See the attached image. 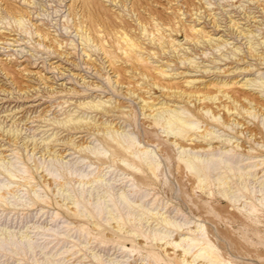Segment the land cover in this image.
<instances>
[{
	"label": "rangeland",
	"instance_id": "1",
	"mask_svg": "<svg viewBox=\"0 0 264 264\" xmlns=\"http://www.w3.org/2000/svg\"><path fill=\"white\" fill-rule=\"evenodd\" d=\"M82 1L0 0V264H264V0Z\"/></svg>",
	"mask_w": 264,
	"mask_h": 264
},
{
	"label": "bare ground",
	"instance_id": "2",
	"mask_svg": "<svg viewBox=\"0 0 264 264\" xmlns=\"http://www.w3.org/2000/svg\"><path fill=\"white\" fill-rule=\"evenodd\" d=\"M96 0H94L95 2ZM100 1V0H99ZM111 1V0H110ZM115 1V0H114ZM123 1V0H122ZM93 2V0H83L82 1V4L83 6L88 9L86 10H89L90 7L93 8V6L95 5V3ZM97 2V1H96ZM102 2V1H101ZM134 2V1H133ZM100 3V2H99ZM131 3V2H130ZM152 3V2H151ZM97 4V3H96ZM118 4V3H117ZM124 4V3H123ZM138 4V3H137ZM100 5V4H99ZM98 5V7H99ZM112 5V4H111ZM25 6V5H24ZM82 6V7H83ZM141 6V5H140ZM84 7H83V10H84ZM138 7V6H137ZM70 8V7H69ZM96 8V7H95ZM94 8V10H95ZM100 8V7H99ZM107 8V7H106ZM125 8V7H124ZM130 8V7H129ZM153 8V7H152ZM169 8V7H168ZM138 9V8H137ZM82 10V9H81ZM82 10V11H83ZM75 11H76V8H75ZM129 11V10H128ZM84 12V11H83ZM91 12V11H90ZM103 13V12H102ZM135 13V12H134ZM70 14V13H69ZM94 14V13H93ZM93 14H89L91 16V18L89 19L90 20V23L91 25H89V27L91 26H95V19H94V15ZM97 14V13H96ZM132 14V13H131ZM172 14V13H171ZM82 15V13H81ZM104 15V14H103ZM148 15V14H147ZM23 16V15H22ZM108 16V15H107ZM82 17V16H81ZM104 17V16H103ZM136 17V16H135ZM143 17V16H142ZM141 17V18H142ZM169 17V16H168ZM99 18V16H98ZM109 18V17H108ZM133 18V17H132ZM140 18V19H141ZM144 18V17H143ZM21 19V18H20ZM100 19V18H99ZM113 20V19H112ZM115 20V19H114ZM152 20H155L154 18H152ZM169 20V18L167 19ZM104 21V20H103ZM126 21V20H125ZM128 21V20H127ZM138 21V20H137ZM122 22V21H121ZM138 30L139 31H142V37L141 38H146L147 40H150V41H153L156 40L155 37H152L151 39H149V32L148 30L146 29L145 25L142 24V22L138 21ZM156 22V21H155ZM100 23V22H99ZM105 23V22H104ZM219 23V22H218ZM171 24V23H170ZM97 25V24H96ZM107 28H112V29H120L119 31H116L115 34L119 33L117 36V40H121L124 44V47L121 46V50L124 52V54L126 55H129V54H134L136 55L137 53H139L138 55H140V51H141V46H140V41L139 37H136V36H131V34L129 35L127 33V27L124 25V26H121L120 24H118L117 22H114V21H110V23H107ZM158 25H160V23H156L155 26L158 27ZM98 26V25H97ZM171 26V25H170ZM78 27V26H77ZM86 27V26H85ZM103 27V26H102ZM101 27V28H102ZM106 27V26H105ZM83 28V27H82ZM105 28V29H107ZM172 28V27H171ZM182 28V27H181ZM92 29V27H91ZM97 29V28H96ZM79 30V28H78ZM192 31H195V33H199V31L197 30H194V27L191 28ZM34 31V30H33ZM87 31V30H86ZM109 31V30H108ZM184 31V30H183ZM132 32V31H131ZM163 32V31H162ZM83 33V31H82ZM108 33V32H107ZM152 33V32H151ZM94 34V33H93ZM96 34V33H95ZM111 35V34H110ZM109 35V36H110ZM97 36V35H96ZM153 36V35H152ZM191 35L188 34V32H185V38H188L190 37ZM81 37L87 41V40H90V36L89 34H86L85 32L81 35ZM93 37V36H92ZM114 38V37H113ZM165 38V37H164ZM197 38V37H195ZM101 40V39H100ZM115 40V39H114ZM145 41V40H144ZM142 41V42H144ZM160 41V40H159ZM174 41V40H173ZM152 42V43H153ZM259 42V41H258ZM173 43V42H172ZM163 44H164V41L160 44L161 48L163 47ZM181 44V43H180ZM179 44V45H180ZM98 45V44H97ZM146 45V44H145ZM150 45V44H149ZM156 45V44H155ZM144 46V45H143ZM147 46V45H146ZM158 46V45H157ZM118 47V46H117ZM149 47V46H147ZM107 48V47H106ZM151 48V47H150ZM203 48V47H202ZM150 50V49H149ZM163 51V49H162ZM150 52V51H148ZM153 52V51H152ZM158 52V51H157ZM204 51L202 50V53ZM112 53V52H111ZM116 53V52H115ZM156 53V52H155ZM114 54V53H113ZM149 54V53H148ZM187 54V53H186ZM194 54V53H193ZM206 54V53H205ZM172 55V54H171ZM195 56V55H194ZM141 56H138V59H140ZM158 57H161V56H158ZM171 58V57H170ZM91 59V58H90ZM108 59V58H107ZM121 59V58H120ZM153 59V58H151ZM183 59V58H182ZM187 58H184L183 60H186ZM111 60V59H110ZM147 61V59H145ZM116 62V61H115ZM185 62V61H184ZM183 62V64H184ZM178 63V62H177ZM193 63V62H191ZM116 64V63H115ZM135 65V64H134ZM122 66V65H121ZM195 66V65H194ZM133 67V66H132ZM138 67V65H137ZM160 67V66H159ZM123 68V67H122ZM135 68V67H134ZM158 68V67H157ZM129 69V68H128ZM164 69V68H163ZM195 69V68H194ZM124 71V70H123ZM126 72L128 70H125ZM206 71V70H205ZM116 72V70H115ZM144 72V71H143ZM161 73V71H160ZM168 73V72H167ZM126 74V73H125ZM157 76V75H156ZM172 76V75H171ZM126 77V76H125ZM128 77V76H127ZM151 77V76H150ZM129 78V77H128ZM161 78V77H160ZM143 80V79H142ZM165 80V79H164ZM172 80V79H171ZM157 81V80H156ZM155 81V82H156ZM210 84V83H209ZM243 85V83H242ZM244 85H247V84H244ZM144 86V85H143ZM214 86V85H213ZM219 86V84H218ZM249 86V85H247ZM176 87V86H175ZM205 87V86H204ZM203 87V88H204ZM172 89V88H171ZM163 90V89H162ZM206 90V89H205ZM148 92V91H147ZM169 93V92H168ZM167 93V94H168ZM200 91L196 90H191V91H180V92H174V93H171L172 96H177V97H180V98H198V99H213L214 100V97L210 96L209 94H201L200 95ZM133 94V93H132ZM164 97V96H163ZM171 97V96H170ZM246 97V96H245ZM139 98V97H138ZM174 99V98H173ZM145 101V100H144ZM155 102V101H153ZM214 102V101H213ZM146 103V102H145ZM166 103V102H165ZM162 105V104H161ZM166 105V104H165ZM150 106V105H149ZM156 106V105H155ZM164 106V104H163ZM151 107V106H150ZM205 109V108H204ZM163 112L167 113V117L166 119L164 120V125L166 127V129H168L170 132V134H175L176 136H179V137H185L188 132L192 129V123L183 119L179 112H177L176 110H173L172 109H167V108H163L162 109ZM156 112V110H155ZM149 115V114H148ZM151 115V113H150ZM214 118V117H213ZM205 135V134H204ZM192 138V137H191ZM118 146H120L121 144L118 142L117 143ZM121 147H123L121 145ZM131 145H128L127 147H123L124 149H128L130 148ZM222 162H224V160H219L218 161H214L213 159H210L209 161L203 163V164H193L189 159L184 161V164L186 165V167L191 171L193 172L194 175H196V177L198 178L199 182H204L205 181V177L203 175H200V172H206V170H209V169H212V168H216L218 167ZM156 165H153V164H149V169L150 171L152 172V174L155 173V170H156ZM231 170V169H230ZM235 201V200H234ZM183 238V237H182ZM185 238V237H184ZM183 240H188L190 241L192 244L189 245L188 247H182L181 249V256L182 257V261L184 264H195L197 261H201L200 264H229L228 262H225V261H222L220 259V255L217 251H215L213 249V247L208 243V242H204L202 244H200L198 242V240L196 239H190V238H185ZM177 243V242H176ZM179 243V242H178ZM199 243V244H198ZM180 244H177V246H179ZM176 246V245H175ZM195 249V250H194ZM186 256H189L190 257V262L185 260ZM161 261V260H160Z\"/></svg>",
	"mask_w": 264,
	"mask_h": 264
}]
</instances>
